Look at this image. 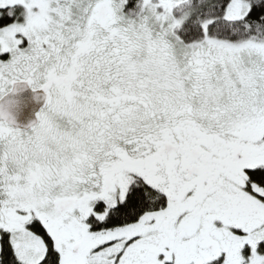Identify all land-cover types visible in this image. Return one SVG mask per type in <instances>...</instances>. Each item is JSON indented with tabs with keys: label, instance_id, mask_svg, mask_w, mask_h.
<instances>
[{
	"label": "snow or ice",
	"instance_id": "1",
	"mask_svg": "<svg viewBox=\"0 0 264 264\" xmlns=\"http://www.w3.org/2000/svg\"><path fill=\"white\" fill-rule=\"evenodd\" d=\"M0 264H264V0H0Z\"/></svg>",
	"mask_w": 264,
	"mask_h": 264
},
{
	"label": "water",
	"instance_id": "2",
	"mask_svg": "<svg viewBox=\"0 0 264 264\" xmlns=\"http://www.w3.org/2000/svg\"><path fill=\"white\" fill-rule=\"evenodd\" d=\"M5 99L14 101L9 110L16 124L21 128H27L34 122L39 110L45 104L43 91L33 90L26 84L17 85V90L9 93Z\"/></svg>",
	"mask_w": 264,
	"mask_h": 264
},
{
	"label": "flooded vegetation",
	"instance_id": "3",
	"mask_svg": "<svg viewBox=\"0 0 264 264\" xmlns=\"http://www.w3.org/2000/svg\"><path fill=\"white\" fill-rule=\"evenodd\" d=\"M30 87H31V86H30ZM31 88H32V87H31ZM32 89H33V88H32ZM33 90H34V89H33ZM43 107H44V105H43ZM43 107H42V108H43ZM42 108H41V109H42ZM41 109H40V110H41ZM40 110H39V112H40ZM39 112H38V113H39Z\"/></svg>",
	"mask_w": 264,
	"mask_h": 264
}]
</instances>
